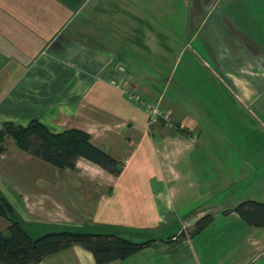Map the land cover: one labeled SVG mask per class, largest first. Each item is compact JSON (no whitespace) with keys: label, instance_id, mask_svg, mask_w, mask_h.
I'll return each instance as SVG.
<instances>
[{"label":"crops","instance_id":"crops-1","mask_svg":"<svg viewBox=\"0 0 264 264\" xmlns=\"http://www.w3.org/2000/svg\"><path fill=\"white\" fill-rule=\"evenodd\" d=\"M122 83L169 112L172 126L150 125L148 108ZM0 85V129L33 120L55 133L79 129L123 164L114 176L80 159L57 184L64 213L83 211L101 231L156 240L111 264H264V228L234 211L264 203L262 193L225 194L235 180L230 172L225 185V154L214 167L200 151L225 148V125L217 147L208 139L219 129L212 115L188 108L180 92L208 99L219 91L223 100L226 90L247 108L261 99L264 0H0ZM32 193L26 210L45 200ZM207 215L212 224L196 232ZM41 264L96 262L76 246Z\"/></svg>","mask_w":264,"mask_h":264},{"label":"rangeland","instance_id":"rangeland-1","mask_svg":"<svg viewBox=\"0 0 264 264\" xmlns=\"http://www.w3.org/2000/svg\"><path fill=\"white\" fill-rule=\"evenodd\" d=\"M183 62L186 63L185 59ZM198 84L200 88L201 83ZM197 86L195 84L194 87L197 88ZM193 91H195L194 94H187L180 90L187 98L188 108H192L189 103H193L194 107L200 109L202 113L212 115H207L206 118L213 119V123L210 122L214 127L219 126H217L218 131L214 130V137H208L211 133L205 131L200 142L204 143V139L208 137V139L215 140V143L217 142V147H222L221 139L224 135L221 129L225 125V148L215 149L204 144L205 146L200 149L201 153L205 152L206 156L211 157L213 160L211 164L214 167L220 163V156L225 154V185L229 182L228 173L231 172V178H235L234 185L227 189L225 194L229 192L228 195L233 196L234 193L242 192V195H245L260 191L264 199V95L247 108L240 105L226 90L223 100L220 99L222 93L219 91L213 93V97L208 99L202 97L197 99V92L194 89ZM221 108H225V112L221 111ZM6 146L8 150L0 162V198L4 196L12 203L23 228L32 238L36 239L46 233L64 230L71 232L101 231L98 226L85 222L86 212L74 214L73 211H68L64 213L63 208L66 206L63 205L62 198L65 191L61 190L63 188L59 185L57 186L63 180L62 170L19 151L12 139L7 140ZM215 184L219 186L222 181L221 184L220 182ZM225 187L228 188V186ZM33 191L51 198L47 201L45 196L46 201H37L35 205L30 206L29 210H26L24 199L27 195H33ZM8 225L6 219L0 218V232L7 233Z\"/></svg>","mask_w":264,"mask_h":264},{"label":"trees","instance_id":"trees-1","mask_svg":"<svg viewBox=\"0 0 264 264\" xmlns=\"http://www.w3.org/2000/svg\"><path fill=\"white\" fill-rule=\"evenodd\" d=\"M8 139L15 142L19 151L62 171H75L80 159L90 161L114 176L123 171L120 161L96 146L92 136L79 129L55 133L38 120L26 126L6 122L0 129V162L8 150ZM234 211L249 226L264 228L263 202L244 201ZM0 218L9 223L7 233L0 232V264H41L47 258L76 246L89 251L96 264H111L127 260L156 242L133 240L109 229L99 232L64 230L46 233L35 239L23 228L14 206L4 196L0 198ZM213 220L211 215L201 218L196 223V232L208 228Z\"/></svg>","mask_w":264,"mask_h":264},{"label":"built area","instance_id":"built-area-1","mask_svg":"<svg viewBox=\"0 0 264 264\" xmlns=\"http://www.w3.org/2000/svg\"><path fill=\"white\" fill-rule=\"evenodd\" d=\"M118 71L124 73L125 72V68L123 66H119L118 67ZM125 94H127L129 96L130 99L135 100L137 102H139L140 104L145 105L148 110H149V115H150V125H154L155 123H157L160 119L164 120L168 126H172V121H171V116L170 113L164 110H161L158 106H154V105H149L146 104L140 96L136 95L134 92H132L130 90V88H128V86H126L125 84H121L120 86H118Z\"/></svg>","mask_w":264,"mask_h":264}]
</instances>
